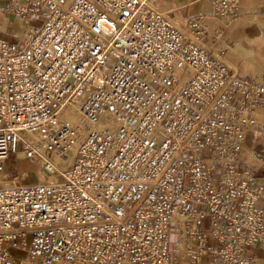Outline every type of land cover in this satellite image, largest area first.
Returning a JSON list of instances; mask_svg holds the SVG:
<instances>
[{
    "label": "built area",
    "instance_id": "obj_1",
    "mask_svg": "<svg viewBox=\"0 0 264 264\" xmlns=\"http://www.w3.org/2000/svg\"><path fill=\"white\" fill-rule=\"evenodd\" d=\"M159 2L0 8V264H262L264 173L244 152L264 75L233 73L187 32L207 38L204 15L186 30ZM240 4L214 0L223 18Z\"/></svg>",
    "mask_w": 264,
    "mask_h": 264
},
{
    "label": "rangeland",
    "instance_id": "obj_2",
    "mask_svg": "<svg viewBox=\"0 0 264 264\" xmlns=\"http://www.w3.org/2000/svg\"><path fill=\"white\" fill-rule=\"evenodd\" d=\"M6 1L7 0H0L1 6H3ZM203 2H205L206 6L201 14L205 15V23L208 32L211 34H219L220 32H217L218 28L224 30L220 36L218 35L219 42L217 40L212 41L210 38L202 39L196 36V34L187 30L188 25H184L174 18L176 15L175 11L169 14L172 16L173 22L176 25L186 29L195 40L204 44L217 56L222 58L230 69L233 70V73L249 76L257 74L264 75V0H241L239 14L230 18L217 16L214 0H203ZM160 9L162 13L164 12V14L167 15L165 13L167 11L166 9L161 7ZM22 26L21 20L16 19L15 26L13 29H10L9 32L20 33L23 29ZM9 32L3 33V36L6 38ZM247 36L250 40L252 39V44L255 47L254 50L248 52L242 46V40H240L238 49L232 52L230 44H233V42L235 43V41L241 37L243 38V42L247 44L245 40ZM8 166L11 172H19L26 177L27 181L35 182L43 179L41 178L42 173H40L38 165L30 161H18L13 157ZM19 254L21 253L19 252Z\"/></svg>",
    "mask_w": 264,
    "mask_h": 264
},
{
    "label": "crops",
    "instance_id": "obj_3",
    "mask_svg": "<svg viewBox=\"0 0 264 264\" xmlns=\"http://www.w3.org/2000/svg\"><path fill=\"white\" fill-rule=\"evenodd\" d=\"M159 5L161 8L166 9V12L171 13L172 11H175L176 15L174 18L184 25H188L193 18L203 15L201 13L204 11V8L206 6L203 0H160ZM217 32L220 33L211 34L208 32L209 34L207 38H210L212 41L217 40L219 42L218 35L220 36L224 32V30L218 28ZM10 33L11 32L7 34L6 38H11V40H17L19 38L18 35L21 32L11 34ZM240 40H242V46L248 52L254 50L255 47L252 44V39L250 40V38L247 36V38H245L247 44L243 42L242 37L236 40L235 43L233 42V44H230L232 52L238 49ZM259 118L262 122H264V111H261V113L259 114ZM244 155H246L245 159L250 167L257 169L259 173H264V130H253L250 133L248 140L246 141ZM254 252L258 256L260 262L264 264V247H255Z\"/></svg>",
    "mask_w": 264,
    "mask_h": 264
},
{
    "label": "bare ground",
    "instance_id": "obj_4",
    "mask_svg": "<svg viewBox=\"0 0 264 264\" xmlns=\"http://www.w3.org/2000/svg\"><path fill=\"white\" fill-rule=\"evenodd\" d=\"M7 2H8V0L4 3L3 6H1V2H0V8L5 7L6 4H8ZM158 8H159L160 11H162V10L160 9V6H159ZM163 13H164V12H163ZM165 13L167 14V16H169V17L173 20V18H172L171 15L169 14V12H165ZM3 35H4V34L2 33L1 36L4 37ZM4 38H5V37H4ZM96 127H99V126H96ZM7 167H8V169H9V166H8V165H7ZM39 171H40V173H42V174H41L42 177H41V176H40V177L43 178V179H50V180H52V179L54 178L52 175H48L47 173H45V171H42V170H39ZM44 174H45V175H44Z\"/></svg>",
    "mask_w": 264,
    "mask_h": 264
}]
</instances>
